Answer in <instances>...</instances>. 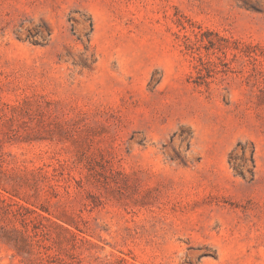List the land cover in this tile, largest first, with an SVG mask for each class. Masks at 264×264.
<instances>
[{
	"label": "rangeland",
	"instance_id": "1",
	"mask_svg": "<svg viewBox=\"0 0 264 264\" xmlns=\"http://www.w3.org/2000/svg\"><path fill=\"white\" fill-rule=\"evenodd\" d=\"M0 264H264V0H0Z\"/></svg>",
	"mask_w": 264,
	"mask_h": 264
},
{
	"label": "trees",
	"instance_id": "2",
	"mask_svg": "<svg viewBox=\"0 0 264 264\" xmlns=\"http://www.w3.org/2000/svg\"><path fill=\"white\" fill-rule=\"evenodd\" d=\"M250 160H251L252 164H254V161H253V153H251V155H250ZM241 174H243V173H241Z\"/></svg>",
	"mask_w": 264,
	"mask_h": 264
}]
</instances>
